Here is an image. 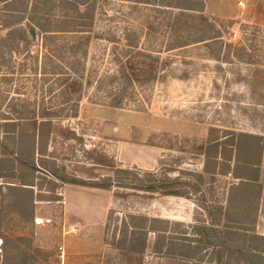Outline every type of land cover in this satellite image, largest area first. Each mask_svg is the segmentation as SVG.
<instances>
[{
	"label": "rangeland",
	"instance_id": "374dc122",
	"mask_svg": "<svg viewBox=\"0 0 264 264\" xmlns=\"http://www.w3.org/2000/svg\"><path fill=\"white\" fill-rule=\"evenodd\" d=\"M153 10L129 1L100 0L87 42L57 33L47 47L36 38L28 51L0 58V115L15 118L40 110L54 115L45 158L63 167L68 176L89 183L112 177L114 167L131 170L144 181L178 178L182 190L189 193L186 199L117 186L103 190L96 199L107 201L111 219L103 235L104 250L88 264H137L122 261L113 249L121 220L128 215L177 222L181 229L203 221L214 223L207 212L224 204L231 178L216 174L214 181L210 179L211 159L207 164L201 146L213 139V129L219 139L224 133L264 134V0H206L204 15L230 45L232 57L227 61L208 58L202 44L165 51L169 38L147 28L156 25ZM136 51L158 56L166 64L165 71L135 87L132 96L129 91L120 108L106 105L110 77ZM235 53L242 58L234 57ZM60 71L90 82L77 103L71 97L64 102L54 74ZM6 143L11 148V140ZM6 184L18 181L0 179L1 264H61L62 191L69 185L57 183L53 193H45L48 185H44L40 194L60 201L36 200L30 222L9 207L13 197ZM66 197L74 202L92 195L67 188ZM186 231L191 233L189 228ZM100 239L97 229L87 241L97 249ZM153 239L148 235L149 244ZM24 252L35 259L23 263ZM142 264L183 263L148 252Z\"/></svg>",
	"mask_w": 264,
	"mask_h": 264
},
{
	"label": "trees",
	"instance_id": "16d2710c",
	"mask_svg": "<svg viewBox=\"0 0 264 264\" xmlns=\"http://www.w3.org/2000/svg\"><path fill=\"white\" fill-rule=\"evenodd\" d=\"M98 1L100 0H0V31L4 32L0 35V58L6 53L13 55L28 51L36 38H40L41 45L47 47V43L57 33H70L72 39H84L87 42ZM119 1H129L154 9L153 19L156 25L151 27L148 24L147 28L159 31L163 37L169 38L165 51L202 44L207 50L208 58L215 61L231 59L230 45L223 42L220 28L204 15L206 0ZM233 55L238 59L242 58L240 54ZM132 60L137 62L132 64ZM165 65L158 56H151L146 51L134 52L126 63L119 66L117 74L110 77V100L106 105L120 108L129 91L132 96L135 87L154 80L158 73L165 71ZM155 66L157 74L154 73ZM54 74L58 76V86L62 90L64 102L71 97L77 103L84 85H90V82L85 83L82 77L75 74L73 76L70 72L60 71ZM75 115L74 112L72 117ZM53 119L54 115L44 110L33 111L30 115L19 113L15 118L0 115V179L18 181L17 185L6 184L4 187L13 197L9 207L21 219L33 221L36 200L60 201L57 197L49 198L46 194H40L44 185H48L45 193H53L58 187L57 183L102 190L117 186L162 196L189 198V193L182 190L178 178L144 181L137 178L131 170L114 167L112 177L89 183L68 176L63 167L45 158L54 130ZM210 131L214 134L213 139L201 146L202 153L207 157V164L211 159L210 179L214 181L216 174L231 178L224 204H217L212 211L207 212L208 217L215 222L206 225L203 221L188 226L186 228L191 232L188 233L177 222L128 215L121 220L117 239L113 243V249L122 261L142 264L149 252L183 264H264V236L256 232L262 192V137L238 132L230 135L224 133L225 136L219 139L218 130ZM8 140L12 142L11 148L6 145ZM8 154L15 156L10 157ZM35 154L39 155L37 159ZM111 214L108 212L104 233L108 231ZM150 234L154 236L151 244L148 243ZM28 258L35 259V256L27 252L21 256L22 262Z\"/></svg>",
	"mask_w": 264,
	"mask_h": 264
},
{
	"label": "crops",
	"instance_id": "0c3cea01",
	"mask_svg": "<svg viewBox=\"0 0 264 264\" xmlns=\"http://www.w3.org/2000/svg\"><path fill=\"white\" fill-rule=\"evenodd\" d=\"M249 134L254 133L250 132ZM261 137L262 155L260 163V182L262 184V192L258 209L256 232L258 235L264 236V134H262ZM67 188L82 190L87 194H91L92 197L86 200L68 202L66 197ZM67 188H63L61 201L62 221L64 224L61 248L64 253V259L60 263L76 264L78 262L79 264H88L93 255L100 254L105 248L103 235L108 203H106L107 201L105 200L96 199L99 193H103L102 189L76 185H69ZM97 229L101 230V239L97 243L98 248L94 249L87 240H89L93 231L95 230L96 232ZM67 236H70L69 240H65Z\"/></svg>",
	"mask_w": 264,
	"mask_h": 264
},
{
	"label": "built area",
	"instance_id": "2783aa9c",
	"mask_svg": "<svg viewBox=\"0 0 264 264\" xmlns=\"http://www.w3.org/2000/svg\"><path fill=\"white\" fill-rule=\"evenodd\" d=\"M58 258L63 261L64 259V253L61 247H59V254H58Z\"/></svg>",
	"mask_w": 264,
	"mask_h": 264
}]
</instances>
